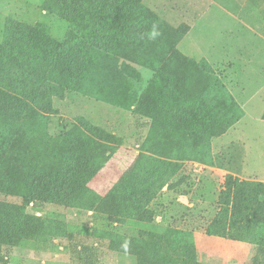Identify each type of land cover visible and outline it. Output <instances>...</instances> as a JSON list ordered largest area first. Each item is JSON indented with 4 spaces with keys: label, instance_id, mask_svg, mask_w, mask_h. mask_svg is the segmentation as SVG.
Returning <instances> with one entry per match:
<instances>
[{
    "label": "trees",
    "instance_id": "trees-1",
    "mask_svg": "<svg viewBox=\"0 0 264 264\" xmlns=\"http://www.w3.org/2000/svg\"><path fill=\"white\" fill-rule=\"evenodd\" d=\"M143 1L45 0L42 9L70 26L63 42L41 23L8 20L0 33V194L25 205L74 208L111 159V134L82 117H55L52 99H63L66 90L148 118L141 150L214 167L212 140L243 112L205 59L178 51L189 28L169 25ZM250 1L254 8L264 2ZM136 66L152 72L151 79L144 83ZM156 185L131 167L87 206L108 222H150ZM217 204L206 234L255 246L251 264H264V182L227 174ZM44 225L41 218L0 209V255L34 240ZM108 247L134 256L136 264H203L191 234L176 229L118 237ZM0 264L8 262L0 258Z\"/></svg>",
    "mask_w": 264,
    "mask_h": 264
},
{
    "label": "rangeland",
    "instance_id": "rangeland-1",
    "mask_svg": "<svg viewBox=\"0 0 264 264\" xmlns=\"http://www.w3.org/2000/svg\"><path fill=\"white\" fill-rule=\"evenodd\" d=\"M45 0H0V33L8 20L48 28L63 42L69 24L42 9ZM250 0H144L143 4L177 28L189 31L177 45L194 60L205 59L243 116L226 134L212 140L214 167L155 156L141 150L150 120L129 109L111 106L92 96L66 90L52 99L55 117L63 122L82 117L114 137L107 145L111 159L91 177L86 193L74 208L44 203L25 205L19 198L0 194V209H9L45 221L34 240L4 250L8 264H136L134 256L109 249L116 239L168 229L186 231L203 264H251L253 245L206 234L219 206L218 194L227 174L264 182V2ZM145 82L152 72L136 66ZM131 167L158 180L149 209L150 222H108L88 209V202L108 193ZM157 184V183H156ZM155 186V185H154ZM89 248L88 253L83 247Z\"/></svg>",
    "mask_w": 264,
    "mask_h": 264
},
{
    "label": "clouds",
    "instance_id": "clouds-1",
    "mask_svg": "<svg viewBox=\"0 0 264 264\" xmlns=\"http://www.w3.org/2000/svg\"><path fill=\"white\" fill-rule=\"evenodd\" d=\"M159 33L155 30V26H153V31L151 33L152 38H155Z\"/></svg>",
    "mask_w": 264,
    "mask_h": 264
},
{
    "label": "crops",
    "instance_id": "crops-1",
    "mask_svg": "<svg viewBox=\"0 0 264 264\" xmlns=\"http://www.w3.org/2000/svg\"><path fill=\"white\" fill-rule=\"evenodd\" d=\"M153 11H155V10H153ZM159 15H162V14H159ZM161 18H162L163 20H165L164 16H163V17L161 16Z\"/></svg>",
    "mask_w": 264,
    "mask_h": 264
}]
</instances>
